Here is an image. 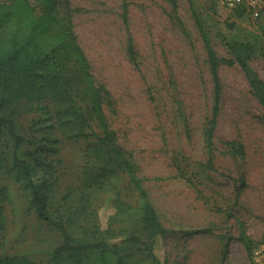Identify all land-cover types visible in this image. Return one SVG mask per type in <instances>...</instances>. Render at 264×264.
Instances as JSON below:
<instances>
[{"label": "rangeland", "instance_id": "obj_1", "mask_svg": "<svg viewBox=\"0 0 264 264\" xmlns=\"http://www.w3.org/2000/svg\"><path fill=\"white\" fill-rule=\"evenodd\" d=\"M28 1L40 13L37 0ZM56 1V14L70 17L95 84L102 88L116 144L170 232L157 242L159 259L164 264H255L240 236L243 229L253 251L264 246L263 109L238 65L221 63L214 147L211 153L207 150L205 130L215 93L193 11L218 57L232 58L234 42L253 44L250 65L264 80V9L254 18L246 8L227 7L224 0H126L125 20L123 0ZM73 80V101L89 114L86 84L76 74ZM69 103L52 94L48 104L55 117L41 125L33 124L39 115L36 104L21 103L17 131L35 143L22 146L18 156L34 149L47 132L57 138L53 147L58 151L49 155L54 166L52 220L64 222L75 239L83 225L98 237L134 231L138 243L121 248L125 264H152L145 257L150 239L136 216L122 223L117 205L104 201L108 189L136 203L121 168L114 164L105 172L92 168L97 161L93 144L101 134L96 120L88 115L89 125L84 127L75 116L58 121V112L67 116ZM226 140L242 143L245 155L230 157L222 143ZM1 141L3 168L13 162L14 142L7 132ZM95 179L101 187L93 203L96 214L89 217L82 213L78 197L68 201L64 197L73 186L85 195ZM62 241L56 225L29 209L28 193L21 185L0 172V245L6 246L7 255L46 262Z\"/></svg>", "mask_w": 264, "mask_h": 264}, {"label": "trees", "instance_id": "obj_2", "mask_svg": "<svg viewBox=\"0 0 264 264\" xmlns=\"http://www.w3.org/2000/svg\"><path fill=\"white\" fill-rule=\"evenodd\" d=\"M37 2L40 13L36 12L35 7L28 0L0 2V163L4 160L1 141L3 133L7 132L14 142L13 162L9 166L0 168V172L10 175L21 185L28 193L29 209L39 219L56 225L62 234L63 241L46 262L7 255L6 246L1 244L0 264H125L126 256L121 254L122 246L128 243L136 244L139 241L134 231L98 237L93 228L85 225L80 226L81 232L75 239L64 222L52 220L50 209L55 200V190L51 177L54 174V166L49 155L52 151H58L56 147H53L54 143H57V138L49 136L47 132L34 149L27 150L25 156L20 157L18 156L20 148L35 142L18 133L15 121L20 113L18 107L22 102L36 104L39 115L33 119V124L41 125L43 122L51 121L55 117V113L51 111L48 104V98L52 94L64 96L70 100L65 112L67 116L58 112V121L75 116L78 125L84 127L89 125V116L96 120L101 134L98 141L93 144V154L97 161L92 168L101 172L110 171L112 164L121 168L136 199L134 206V203L124 200L121 192L107 189L104 193V201L117 205L122 223L136 216L141 230L150 239L145 257L152 264H164L157 256L155 249L157 242L170 232L160 222L142 180L136 175L131 162L122 156L116 144V135L109 129L103 107L102 88L95 84L88 60L72 30L70 17H59L56 14V0H37ZM126 7V0H123L125 20ZM193 16L206 48L214 84L215 104L205 130V145L211 153L219 115L221 95L219 66L221 63L238 65L249 84L252 95L261 105L263 114L264 80L250 65L254 53L253 44L248 41L234 42L230 45L233 57L222 59L214 51L202 21L195 11ZM129 51L132 52L131 42H129ZM74 74L86 84L83 92L90 101L89 114L83 112L73 101L71 89ZM49 125L52 127L51 124ZM222 143L230 157L245 155L242 143L236 140H226ZM88 183L86 182V185ZM99 187L101 184L97 179L89 184L85 195L81 194L77 186L70 187L64 199L68 201L72 196L78 197L80 209H84L82 213L86 212L87 216L93 217L97 209L93 203L99 196L97 194ZM240 239L247 251L253 254L252 249L255 246L252 247L253 242L243 229Z\"/></svg>", "mask_w": 264, "mask_h": 264}, {"label": "built area", "instance_id": "obj_3", "mask_svg": "<svg viewBox=\"0 0 264 264\" xmlns=\"http://www.w3.org/2000/svg\"><path fill=\"white\" fill-rule=\"evenodd\" d=\"M9 0H0V2H7ZM229 8L245 7L254 18L260 16L264 9V0H224ZM253 258L255 264H264V246L257 247L253 251Z\"/></svg>", "mask_w": 264, "mask_h": 264}]
</instances>
